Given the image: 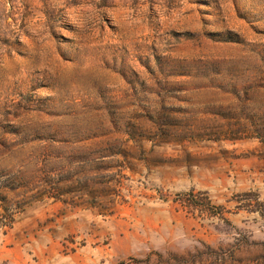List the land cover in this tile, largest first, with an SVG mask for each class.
<instances>
[{
  "label": "rangeland",
  "instance_id": "374dc122",
  "mask_svg": "<svg viewBox=\"0 0 264 264\" xmlns=\"http://www.w3.org/2000/svg\"><path fill=\"white\" fill-rule=\"evenodd\" d=\"M0 264H264V0H0Z\"/></svg>",
  "mask_w": 264,
  "mask_h": 264
}]
</instances>
